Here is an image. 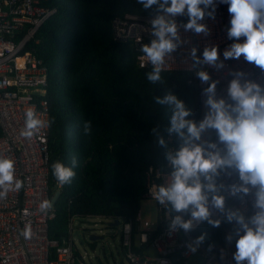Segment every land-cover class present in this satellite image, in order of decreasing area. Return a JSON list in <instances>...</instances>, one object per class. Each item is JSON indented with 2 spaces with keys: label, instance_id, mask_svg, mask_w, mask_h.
<instances>
[{
  "label": "trees",
  "instance_id": "trees-1",
  "mask_svg": "<svg viewBox=\"0 0 264 264\" xmlns=\"http://www.w3.org/2000/svg\"><path fill=\"white\" fill-rule=\"evenodd\" d=\"M56 8L40 27L30 48L48 68L50 102V191L57 190L52 165L61 161L78 166L75 176L62 183L49 222V236H70V217L90 215L136 220L146 191L150 166L169 170L165 149L179 146L175 135L168 140L172 113L155 102L167 91L177 94L192 109L198 121L203 101L190 71H162L161 84L147 80L150 67H140L136 51L127 42L114 39L112 20L126 13L150 14L137 0H44ZM90 122L89 132L85 123ZM158 134H153V129ZM213 227L203 222L194 233L205 246L223 242L225 229H233L226 216ZM136 225V224H135ZM237 238V237H236ZM234 238V239H236ZM95 242H90L94 248ZM138 251L140 249L136 248Z\"/></svg>",
  "mask_w": 264,
  "mask_h": 264
},
{
  "label": "built area",
  "instance_id": "built-area-1",
  "mask_svg": "<svg viewBox=\"0 0 264 264\" xmlns=\"http://www.w3.org/2000/svg\"><path fill=\"white\" fill-rule=\"evenodd\" d=\"M44 0H0V156L14 161V182L0 196V264H86V252L80 254L73 237V224L79 218L70 217V236L61 240L50 238L49 222L55 217V207L50 204V102L48 92V68L43 59L38 57L28 46L43 23L54 14L56 8L44 5ZM206 11H212L209 7ZM157 11L150 14L126 13L112 20L114 39L130 43L136 51V62L140 67H152L146 56L140 51L144 43H150V20ZM188 16H177L179 31L185 43L167 57L165 71H190L194 74L203 109L198 121L207 112L204 101L206 95L203 89L208 85L201 82L195 75L197 67L190 56L192 47L198 49L197 55L202 58L205 47L218 46L219 60L223 68L199 65L210 72L212 80L217 83V97H226L230 81L234 73H244V79H250L264 85V70L254 63H248L243 56L239 59L223 57L224 50L235 41L229 39L231 16L228 5L216 0L215 16H205L204 20L209 33L196 34L185 31L183 24ZM211 83V81L209 82ZM32 112L40 125L32 130V135L26 136V113ZM197 121V122H198ZM205 139L217 140L214 130L204 134ZM172 140V135L168 136ZM174 148V146L170 147ZM167 166V162H166ZM168 168V166H167ZM231 171V170H229ZM170 176V169L161 166H150L146 172V191L143 198L153 199L158 187ZM238 174L222 173L218 182L224 183L226 189L232 183L238 182ZM62 183L57 181V190L61 191ZM254 191V190H253ZM226 209H239L245 215L253 212L254 194L231 195L226 191ZM158 225L154 232L141 231L138 234L139 245L147 244L155 250L151 257L135 249V231L139 229L141 214L136 220H125L117 216L122 226V244L127 249L126 257L133 264H190V256L194 253L202 257L201 264H237L233 256L236 251V239L229 241L227 237L233 229H225L223 242L205 246L197 244L194 233L203 224L190 231L170 230L171 218L168 209L159 205ZM47 205V207L45 206ZM190 214H184L188 219ZM226 216L213 209V218ZM104 217V216H97ZM136 224V225H135ZM196 250L193 251L192 248Z\"/></svg>",
  "mask_w": 264,
  "mask_h": 264
},
{
  "label": "clouds",
  "instance_id": "clouds-1",
  "mask_svg": "<svg viewBox=\"0 0 264 264\" xmlns=\"http://www.w3.org/2000/svg\"><path fill=\"white\" fill-rule=\"evenodd\" d=\"M137 3L144 9L157 6V14L149 22L154 38L142 44L140 51L152 66L147 80L161 84L166 58L173 57L185 43L176 17L186 14L189 19L183 24L184 30L207 35L209 29L201 21L206 15L214 18L216 0H137ZM219 3L228 5L231 16L228 37L235 41L224 50V59L243 56L246 62L264 70V0H219ZM209 7L212 11H206ZM197 51L192 47L190 56L197 67L195 75L208 85L203 89L208 110L197 122L189 118L192 109L186 107L177 94L167 91L164 96L155 97L157 104L172 113L167 132L176 136L179 146L169 148L165 138L158 137V146L165 149L164 159L170 176L153 195L170 215L175 214L169 226L171 231H190L203 222L219 227L222 221L213 218V209L219 210L226 215V221L233 224V232L227 239L238 237L233 256L237 264H264V85L244 79V73L238 71L230 81L227 96L218 98V81L212 80L210 72L198 66L223 68L219 47H205L202 58ZM26 118L27 131L22 134L30 137L40 122L32 112L26 113ZM90 128V122H86L85 132ZM209 130L215 131L216 141L204 138ZM153 134H158V129L154 128ZM77 166L75 157L70 165L55 162L53 175L59 182L68 183L75 176ZM233 172L238 174L239 180L226 189L218 178L222 173L230 176ZM14 182V161L0 156V188L7 190ZM15 183L19 187V183ZM226 191L233 196L254 194L252 214L226 209ZM4 194L0 192V196ZM184 214H190L189 218L185 219ZM204 238V235L199 236L197 244Z\"/></svg>",
  "mask_w": 264,
  "mask_h": 264
},
{
  "label": "rangeland",
  "instance_id": "rangeland-1",
  "mask_svg": "<svg viewBox=\"0 0 264 264\" xmlns=\"http://www.w3.org/2000/svg\"><path fill=\"white\" fill-rule=\"evenodd\" d=\"M142 213L140 226L142 230H154L158 227L159 211L156 200L143 198L140 205ZM111 220L95 216L77 218L73 224V237L80 254L88 253L86 264H121L124 259L122 250V226H110ZM103 236L98 240L96 249L89 244L88 236ZM137 242V238H136ZM151 254L155 250L150 249ZM190 264H201L202 257L194 253L190 256Z\"/></svg>",
  "mask_w": 264,
  "mask_h": 264
},
{
  "label": "crops",
  "instance_id": "crops-1",
  "mask_svg": "<svg viewBox=\"0 0 264 264\" xmlns=\"http://www.w3.org/2000/svg\"><path fill=\"white\" fill-rule=\"evenodd\" d=\"M139 212H140V214H141V216H142L141 210H139ZM90 216H95V217H97L96 215H90ZM99 218L110 219L111 222H114V221L112 220V218H108V217H99ZM140 221H141V219H140ZM140 221H139V224H138L140 230L135 231V237H134V239H135V247L138 248V249H140V250H138L140 253L145 254V255H149V256L153 257V256H155V254H151V253H150V249H152L150 246H148L147 244L139 245V243H138V234H137V232H139V233H140L141 231H145V232H154L155 230H157V228L159 227V225H158V227H157L156 229H154V230H142V229H141V226H140ZM158 224H159V223H158ZM116 226H120V225L118 224V225H116ZM136 238H137V242H136ZM89 244H90V242H89ZM122 246H123L122 250H123V252H124V257H125L124 259H122V261H123V260H124V261L126 260L125 264H133V263H131V262L127 259V257H126V251H127V249L125 248V246H124L123 244H122ZM155 253H156V252H155ZM86 254L88 255L87 252H86Z\"/></svg>",
  "mask_w": 264,
  "mask_h": 264
},
{
  "label": "water",
  "instance_id": "water-1",
  "mask_svg": "<svg viewBox=\"0 0 264 264\" xmlns=\"http://www.w3.org/2000/svg\"><path fill=\"white\" fill-rule=\"evenodd\" d=\"M60 195H61V191L60 190H56L54 192V194H53V196L51 197V200H50V204H51L52 207H55V204H56L57 200L59 199ZM118 224H119V220H116L115 222H110L109 225L110 226H116ZM168 224H170V222ZM88 239H89V242H95V243H97L98 240L103 239V236H98V235H95V234H90L88 236ZM92 249L95 250L96 249V245ZM125 262H126V260L125 261L123 260V261H121V264H125Z\"/></svg>",
  "mask_w": 264,
  "mask_h": 264
}]
</instances>
